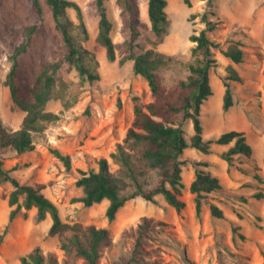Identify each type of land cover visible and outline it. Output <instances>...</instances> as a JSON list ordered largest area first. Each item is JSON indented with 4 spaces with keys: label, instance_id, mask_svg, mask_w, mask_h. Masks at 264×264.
<instances>
[{
    "label": "rangeland",
    "instance_id": "1",
    "mask_svg": "<svg viewBox=\"0 0 264 264\" xmlns=\"http://www.w3.org/2000/svg\"><path fill=\"white\" fill-rule=\"evenodd\" d=\"M80 5L89 39L82 42L98 61L99 79L89 82L77 70L64 61L57 71L55 94L47 102L45 110L58 115L45 130L35 135V149L31 152L6 155L8 168L20 164L13 172L21 183L41 185L42 192L59 209L63 222L94 225L109 231L108 244L101 253L99 264H264V0H191L187 6L183 0H167L166 12L170 21L169 32L157 46V50L173 60L159 70V78L168 96L175 84L188 75L187 63L194 57L195 43L190 36L205 28L201 16L217 23V29L209 37L219 47L214 49L215 66L210 70L212 95L201 107L203 137L216 139L230 130L244 132L253 148L249 157L236 156L229 166L221 154L230 145L213 144L205 154L188 147L182 156L181 199L185 208L177 213L162 195L152 203L137 197L128 200L119 209L114 220L106 216L108 201L90 207L79 199L83 191L76 185L81 171L98 168V160L107 158L111 169L110 154L125 138L134 114V98L143 103L153 102L159 96L152 94L147 81L133 71V61L120 64L124 54L120 45L127 37L121 9L117 0H106L107 14L112 21L111 37L116 44V59L109 61L106 50L98 44L100 13L96 0H72ZM142 36L152 37L147 13L148 0H137ZM44 13L38 16L26 0H0V122L12 131L20 128L25 113L14 106L10 90L5 85L10 70L14 46L23 40L24 28L39 26L29 52L20 58L22 75L31 80L45 65L60 59L61 37L55 28L49 8L43 2ZM68 17L77 23L76 13L68 9ZM242 41L244 61L234 64L223 51L233 41ZM233 66L241 76V82L227 80V67ZM232 89L233 105L223 110L224 83ZM185 137L190 141L194 134L192 121L184 125ZM52 149H58L71 157V168L57 158ZM205 163L207 167L197 166ZM253 173L240 170L253 164ZM198 168L219 178L223 189L208 195L204 201L200 219L195 215L194 194L190 185ZM257 173L262 180H257ZM147 184L156 181L155 171H148ZM10 183L0 185V264H21V257L39 246L45 257L44 264H86L75 253L61 249L58 235L50 236V216L38 220L36 209L22 208L9 221L13 209L9 205ZM261 191L263 197L253 194ZM22 201V199H21ZM213 204L223 211V217L211 215ZM143 217L165 225H155L140 245H136L137 227ZM239 226L240 239L234 233Z\"/></svg>",
    "mask_w": 264,
    "mask_h": 264
},
{
    "label": "trees",
    "instance_id": "2",
    "mask_svg": "<svg viewBox=\"0 0 264 264\" xmlns=\"http://www.w3.org/2000/svg\"><path fill=\"white\" fill-rule=\"evenodd\" d=\"M26 1L40 17L44 13L43 2L49 8L52 22L61 37V57L58 61L45 65L31 80L22 75L20 58L29 52L39 28L37 24L24 28L23 40L14 46L9 56L11 66L4 83L10 90L14 106L25 113L22 124L16 131L8 129L0 122V185L10 183L13 188L8 200L9 205L13 207L9 221H12L22 208L25 210L35 208L38 220L41 221L50 216L52 224L48 234L59 236L63 251L75 253L84 259L86 264H99L102 250L108 244V229L63 222L58 207L44 195L41 185L21 183L13 175L14 171L21 169L20 164H15L11 168L5 165L6 155L9 152L22 154L33 151L35 135L42 133L48 123L58 119V115L46 111L45 107L55 94L56 74L64 61L87 81L94 82L99 79L98 61L82 44L89 39V33L80 5L72 0ZM105 1L96 0L100 13L96 40L105 48L107 59L115 61L117 46L111 37L113 24L107 14ZM183 1L187 6L192 5L191 0ZM213 1L207 0V3L211 4ZM117 4L121 9L120 15L127 33L126 39L120 45L121 52L124 54L120 64L132 60L134 73L147 81L152 94L159 96V99L143 103L139 97L134 98V121L123 141L118 143L115 151L110 154L111 162L117 166L116 169H111L107 158H101L98 160L97 169L81 171V176L76 182L83 191L79 201L84 206L90 207L107 200L106 216L109 221L115 219L119 209L128 200L137 197L156 203L155 197L162 195L167 204L180 213L186 206L181 199L184 188L182 156L188 147L208 154L213 144L223 146L232 144L221 154L222 159L229 166L234 165L236 156L249 157L253 151L242 131H226L218 138L210 140H205L203 137L201 107L213 93L209 75L216 64L213 50L219 47V44L209 37V33L217 29V23L210 21L207 13L201 16V22L205 24V28L198 34L190 36L195 46L192 50L194 59L185 64L188 75L185 79L179 80L167 96L164 94L165 88L161 84L158 72L169 65L173 58L157 50V46L169 32L167 0H148L147 13L151 23L152 37L145 38L144 41L150 47H146L140 41L142 31L137 0H117ZM68 9L75 11L77 23L69 19ZM243 47L242 41H233L223 54L232 63L240 64L245 56ZM227 73L228 81L241 82V76L233 66L227 67ZM224 87L222 107L227 111L233 105L232 89L229 82H225ZM189 120L192 121L194 130L190 141L186 139L184 131V125ZM51 152L64 163L66 168H71V157L68 154H63L58 149H52ZM200 165L207 167L205 163L197 164V166ZM254 166H256L255 163L240 170L249 175L253 173ZM148 171L156 173V181L153 185L147 184ZM253 177L262 180L257 173H254ZM222 189L223 185L219 178L205 169L196 170L190 192L194 194L195 215L198 219L202 216L203 204L208 195ZM253 197L261 199L263 193L256 192ZM209 209L212 216L223 217V211L216 205L211 204ZM155 225H165V223L155 222L147 217L142 218L136 230V245H140L141 240ZM239 229V226H235L234 233H238L240 239H244V236L238 232ZM5 232L6 230L0 236V245ZM44 262L45 257L39 246L20 259L21 264H44Z\"/></svg>",
    "mask_w": 264,
    "mask_h": 264
}]
</instances>
